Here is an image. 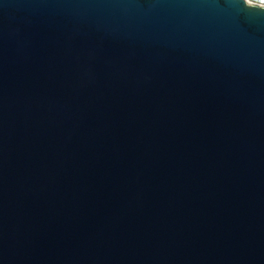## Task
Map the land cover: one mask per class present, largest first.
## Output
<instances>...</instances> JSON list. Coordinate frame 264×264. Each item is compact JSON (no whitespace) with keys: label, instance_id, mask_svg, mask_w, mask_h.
<instances>
[{"label":"water","instance_id":"obj_1","mask_svg":"<svg viewBox=\"0 0 264 264\" xmlns=\"http://www.w3.org/2000/svg\"><path fill=\"white\" fill-rule=\"evenodd\" d=\"M0 264H264V7L0 0Z\"/></svg>","mask_w":264,"mask_h":264},{"label":"built area","instance_id":"obj_2","mask_svg":"<svg viewBox=\"0 0 264 264\" xmlns=\"http://www.w3.org/2000/svg\"><path fill=\"white\" fill-rule=\"evenodd\" d=\"M248 5H256L259 7H264V0H243Z\"/></svg>","mask_w":264,"mask_h":264}]
</instances>
